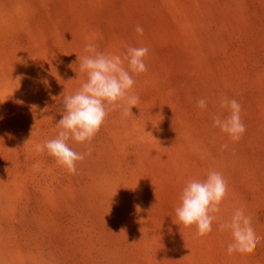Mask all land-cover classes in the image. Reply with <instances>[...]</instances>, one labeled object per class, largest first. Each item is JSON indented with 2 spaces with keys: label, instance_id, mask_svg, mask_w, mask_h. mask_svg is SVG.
Here are the masks:
<instances>
[{
  "label": "rangeland",
  "instance_id": "374dc122",
  "mask_svg": "<svg viewBox=\"0 0 264 264\" xmlns=\"http://www.w3.org/2000/svg\"><path fill=\"white\" fill-rule=\"evenodd\" d=\"M89 42L122 58L147 46L148 70L132 73V115L68 142L91 148L70 174L34 145L87 79ZM222 97L241 105L238 142L213 125ZM209 170L228 184L219 215L251 217L253 253L228 254L217 222L197 237L177 221L186 182ZM0 264H264V0H0Z\"/></svg>",
  "mask_w": 264,
  "mask_h": 264
},
{
  "label": "clouds",
  "instance_id": "9594fccd",
  "mask_svg": "<svg viewBox=\"0 0 264 264\" xmlns=\"http://www.w3.org/2000/svg\"><path fill=\"white\" fill-rule=\"evenodd\" d=\"M135 31L143 36L144 29L137 25ZM87 55L78 57L80 72L87 79L70 95L63 98L62 118L56 124L59 130L56 137L34 145L37 152H44L56 159L70 174L77 173V162L85 155L69 146V141L90 145L111 111L120 109L122 116L132 115L131 109L137 107L139 96L134 93L135 80L132 73L140 74L148 70L145 59L147 46H127L123 55L101 52L89 42L84 48ZM125 61L127 67H125ZM221 108H227L224 118L213 117V125L226 133L230 140L238 142L246 133V125L241 117V105L236 99L222 97ZM197 107L207 108V100L201 98ZM227 148L228 145L222 146ZM228 195V184L222 173L209 170L203 180L189 179L180 194V204L175 208L177 221L185 228L196 226L197 237H204L213 231V222L221 231L229 230L232 241L227 245L228 254L234 252L251 254L260 241L252 226V219L242 208H236L230 219L219 215L221 205Z\"/></svg>",
  "mask_w": 264,
  "mask_h": 264
}]
</instances>
